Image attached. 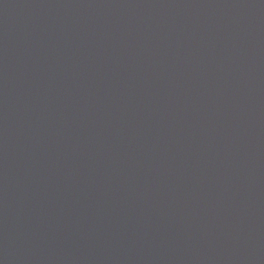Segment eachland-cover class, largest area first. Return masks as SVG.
I'll use <instances>...</instances> for the list:
<instances>
[{
  "label": "water",
  "instance_id": "95a60500",
  "mask_svg": "<svg viewBox=\"0 0 264 264\" xmlns=\"http://www.w3.org/2000/svg\"><path fill=\"white\" fill-rule=\"evenodd\" d=\"M0 264H264V0H0Z\"/></svg>",
  "mask_w": 264,
  "mask_h": 264
}]
</instances>
